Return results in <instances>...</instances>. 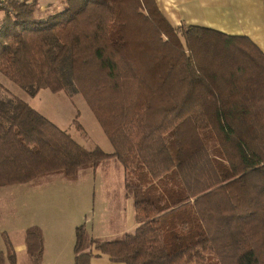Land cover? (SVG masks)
Masks as SVG:
<instances>
[{"label":"trees","instance_id":"16d2710c","mask_svg":"<svg viewBox=\"0 0 264 264\" xmlns=\"http://www.w3.org/2000/svg\"><path fill=\"white\" fill-rule=\"evenodd\" d=\"M37 4L0 9V73L30 96L80 93L114 152L87 150L0 85V188L115 159L128 178L137 167L126 186L136 231L89 242L78 227L75 264H264V52L174 28L155 0H66L45 20ZM25 244L43 264L39 227ZM6 246L0 264H17Z\"/></svg>","mask_w":264,"mask_h":264},{"label":"crops","instance_id":"0c3cea01","mask_svg":"<svg viewBox=\"0 0 264 264\" xmlns=\"http://www.w3.org/2000/svg\"><path fill=\"white\" fill-rule=\"evenodd\" d=\"M155 1L174 28L194 26L229 36H245L264 52V0ZM37 5L38 12L45 15L63 11L66 0H38ZM105 166L114 171L118 168L117 176L98 179L99 168ZM80 176L59 180L56 185L48 183L52 189H46L39 179L26 184L28 228L39 227L43 232V264H75L76 229L82 225L87 229L89 242L92 239L121 241L136 231L134 197L126 188L129 178L117 160L87 169L86 175ZM64 186L67 189L62 191ZM15 251L16 257L27 252L25 242L16 245ZM6 264L10 263L6 261ZM91 264L114 263L108 256L99 255Z\"/></svg>","mask_w":264,"mask_h":264},{"label":"rangeland","instance_id":"374dc122","mask_svg":"<svg viewBox=\"0 0 264 264\" xmlns=\"http://www.w3.org/2000/svg\"><path fill=\"white\" fill-rule=\"evenodd\" d=\"M58 12L54 11L53 14ZM37 16L38 19L45 20L49 15L38 12ZM0 85L8 94L26 102L50 122L68 133L79 145L87 150H94L99 147L106 153L114 152L110 140L80 93H75L70 97L63 91L53 93L48 89H43L36 96H30L26 91L11 82L1 73ZM76 122L79 123L80 127H77ZM136 169L137 167H133L134 172L130 171L129 178L133 177ZM86 173L87 169L81 170L75 178H78L81 174L80 177H82ZM117 173L118 168L114 171V168L110 170L105 166L102 169L99 168L97 178L106 179L116 177ZM38 179L40 184L46 185L44 186L46 189L53 188L52 185H47L48 183L56 185L59 180L68 181V178L63 174H48L40 176ZM66 189L67 187L64 186L62 191ZM27 228L28 185H14L0 188V252L6 253L7 241L13 246L14 251L16 245L24 244V233ZM17 259L19 260V264H31L27 252L22 255L19 254Z\"/></svg>","mask_w":264,"mask_h":264},{"label":"built area","instance_id":"2783aa9c","mask_svg":"<svg viewBox=\"0 0 264 264\" xmlns=\"http://www.w3.org/2000/svg\"><path fill=\"white\" fill-rule=\"evenodd\" d=\"M10 0H0V9L4 7ZM20 2H25L26 0H19Z\"/></svg>","mask_w":264,"mask_h":264}]
</instances>
